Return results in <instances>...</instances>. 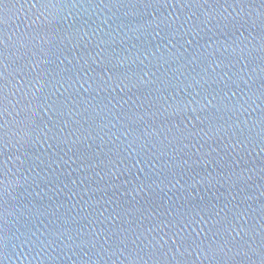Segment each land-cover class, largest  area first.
I'll return each mask as SVG.
<instances>
[{"label": "water", "instance_id": "1", "mask_svg": "<svg viewBox=\"0 0 264 264\" xmlns=\"http://www.w3.org/2000/svg\"><path fill=\"white\" fill-rule=\"evenodd\" d=\"M0 264H264V0H0Z\"/></svg>", "mask_w": 264, "mask_h": 264}]
</instances>
